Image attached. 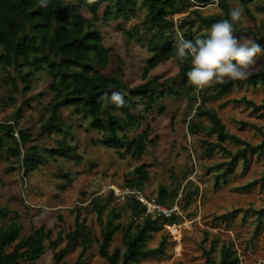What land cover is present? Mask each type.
I'll use <instances>...</instances> for the list:
<instances>
[{"label":"rangeland","instance_id":"1","mask_svg":"<svg viewBox=\"0 0 264 264\" xmlns=\"http://www.w3.org/2000/svg\"><path fill=\"white\" fill-rule=\"evenodd\" d=\"M229 2L233 7H242L239 0ZM248 6V12L242 8L244 20L236 23L239 30L234 29L233 34L237 38L253 40V36L243 30L250 27L264 33V0H254ZM216 14H225L217 2L198 5L191 1L186 9L170 18L180 33L191 29L196 35H208L211 26L204 24L201 17ZM144 17L145 9L139 5L132 18L99 23V27L105 46L111 50L106 70L108 74L124 80L131 87L155 75L160 76L161 81L173 78L172 83L175 82L182 91L178 95L166 96L149 111H145L143 104L134 110L139 117V125L130 128L128 135L137 136L155 116L151 138L156 144L148 146L140 158L129 154L123 158L116 148L97 142L103 132L94 129L90 119L73 113V109L67 107L62 109V114L65 121L73 126L72 135L68 138L73 151L66 157L48 154L46 149L57 148L62 137L55 132L43 134L41 130L42 116H48L53 97L51 76L46 70L34 73L30 89L25 91V82L19 71L0 65V120L13 119L17 129H30L33 133L30 144L37 145L44 154L38 167L26 175L22 160L8 156L6 151L0 153V205L20 213L23 225L21 235H28L34 228L46 225L53 230L54 238L60 232L65 235L74 227L76 212L73 209L80 207L81 218H87L92 238L81 264H106V259L98 250L103 225L97 212L91 209L90 201L100 195L107 203L103 218L106 219L108 211L115 208L122 213L116 221L127 225L132 219L131 212L125 207L126 200L119 198L116 192H122L126 188L125 180L131 178L134 169L145 164L149 178L141 192L147 198L157 201L161 186L175 193L181 184L174 197V203L178 201L180 204L181 219L176 222L177 231L169 228V223H164V228L153 232L147 242L149 247H157L166 238L165 255L140 259L134 264H207L204 250L213 247L212 255L219 260L224 245L232 246L239 257L238 264H264V153L260 156L250 154L247 164L239 160L233 173L221 176L223 167L219 165L230 158L219 150L210 156L204 153L201 139L217 141L215 134L188 132L187 124L195 111L191 113L189 110V99L184 94V83L177 77L179 69L175 60L171 58L152 69L147 78L143 76L152 52L137 38L129 42L125 31L135 26L143 31ZM192 21L194 25H191ZM262 66L264 56H258L253 71ZM29 70L23 68L24 73ZM12 79L18 83L19 91H15ZM213 92L215 90L209 91V94ZM197 95L200 96L199 91ZM241 97L263 105L264 85L234 86L222 96L209 98L205 104L217 110L229 132L258 144L264 132V107L255 109L245 103L222 106L230 99ZM202 120L210 125L208 119ZM11 145L13 142L7 140L6 148ZM225 145L233 152L240 147L232 141H227ZM188 181L191 182L184 187ZM196 186L199 188L198 195L183 209L185 193L193 191ZM111 191L115 198L109 200ZM262 209L263 212H260ZM65 244L66 241L60 247ZM117 246L124 249L121 230L116 233L110 250ZM81 252L78 242L65 258L67 264H74ZM19 264H53V252L47 250L37 261Z\"/></svg>","mask_w":264,"mask_h":264},{"label":"trees","instance_id":"2","mask_svg":"<svg viewBox=\"0 0 264 264\" xmlns=\"http://www.w3.org/2000/svg\"><path fill=\"white\" fill-rule=\"evenodd\" d=\"M140 1V2H139ZM198 5H207L217 2L225 14L201 17L204 24H213L230 19L229 12L233 8L229 0H46V6H41V0H0V65L13 67L19 71L25 87L30 89L33 75L46 70L51 76L50 89L53 92L49 104L48 116H42L41 130L43 134L50 135L55 132L61 134L58 147L46 149L50 155L68 156L73 151V146L68 143L72 135L73 126L63 117L62 109L70 107L73 113L91 120V126L103 132L100 144L118 150L121 157L131 155L140 158L148 146L155 145L151 138L153 123L156 117L148 121L141 132L131 137L127 131L139 125V117L134 110L140 104L149 111L155 104L166 96L178 95L182 91L173 82V78L161 81L155 75L145 82L131 87L124 80L107 73L110 64L111 50L105 46L99 23L106 24L112 20L130 19L137 11L139 5L145 9L142 20L143 31L135 26L126 32L127 40L137 38L152 52L144 67L143 76L147 78L152 69L173 58L178 67L177 77L185 85L184 94L187 95L190 112L195 111L187 124L191 134H215L217 141L207 138L201 139V146L206 155H211L219 150L230 159L220 163L223 167L221 176L226 177L234 172L239 160L246 164L250 161V154L258 156L264 153V132L258 144L229 132L217 110L206 106L209 98H216L229 92L234 86L244 84L264 85V66L258 71H252L246 80L214 83L212 86L197 90L189 83L187 72L191 69V58L181 59L177 55V30L170 16L182 12L189 2ZM254 0H239L242 8L249 11V4ZM87 13L89 15H87ZM194 21L191 25H194ZM234 29L239 30L234 24ZM244 32L253 36V41L264 47V33L248 27ZM185 39L192 40L196 36L206 38L207 34L196 35L191 29L183 31ZM30 70L26 73L23 68ZM15 91L19 85L12 79ZM215 92L209 94V91ZM200 92V96L197 92ZM113 92L120 93L125 100L123 107H118L111 101ZM107 94L108 100L103 97ZM199 100L201 101L198 104ZM243 104L259 109L254 100L246 97L233 98L222 104ZM198 104V105H197ZM19 117V114L17 115ZM203 118L210 121V125L203 122ZM246 125L247 123H244ZM33 133L30 129H17L13 119L0 120V153L6 151L8 156H15L23 161L24 173L28 175L35 170L43 160L44 154L37 145H31ZM13 145L6 148V141ZM232 141L239 144L236 152L230 150L225 143ZM123 149V150H122ZM149 172L145 164L138 165L132 172L131 178L125 180V187L142 190ZM191 181H188L186 187ZM181 184L175 193L169 192L161 186L158 202L171 206L175 194L179 192ZM199 188L187 191L183 197L185 206L198 195ZM113 191L108 199H114ZM152 199V197H150ZM90 206L98 214V220L103 225L98 250L106 259V264H134L140 259L163 256L166 254V238L162 239L157 247H149L147 242L153 232L164 228V223H174L180 220V215L171 217L158 216L153 218L145 214L143 204L135 197L128 196L125 207L131 212V221L122 225L116 220L122 217L120 210L112 208L108 211L107 218H103L107 203L103 202L100 195L92 198ZM75 224L65 235L60 232L56 238L53 230L41 225L34 228L30 234L21 235L23 225L20 213L7 206L0 205V264H19L21 262H35L47 250L53 252V264H67L65 258L71 253L72 248L79 242L82 252L74 264H81L83 255L92 244L91 233L86 224L87 218H81V208L75 207ZM263 212V209L260 211ZM140 219V221H135ZM122 231V243L110 250L111 243L116 233ZM66 241L63 247L60 245ZM213 247L204 250L207 264H238L239 257L232 246L224 245L221 249L220 259L216 260Z\"/></svg>","mask_w":264,"mask_h":264},{"label":"clouds","instance_id":"3","mask_svg":"<svg viewBox=\"0 0 264 264\" xmlns=\"http://www.w3.org/2000/svg\"><path fill=\"white\" fill-rule=\"evenodd\" d=\"M41 6H46V0H41ZM229 16L230 19L213 24L206 38L196 36L189 40L177 31V55L181 59L191 58L187 77L197 90L213 83L246 80L257 64V57L264 56V47L250 38H237L233 34L234 24L244 20L242 7H233ZM103 99L108 100L107 94ZM111 101L118 107L126 103L117 92L112 93Z\"/></svg>","mask_w":264,"mask_h":264},{"label":"built area","instance_id":"4","mask_svg":"<svg viewBox=\"0 0 264 264\" xmlns=\"http://www.w3.org/2000/svg\"><path fill=\"white\" fill-rule=\"evenodd\" d=\"M119 198L126 200L128 196H135L144 206L145 214L151 215L153 218L158 216L171 217L174 214L179 215L181 212L180 204L176 201L173 205L168 206L164 203L153 201L147 198L140 190L126 187L122 192H116ZM169 228L177 231V224L169 223Z\"/></svg>","mask_w":264,"mask_h":264}]
</instances>
